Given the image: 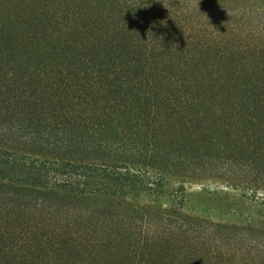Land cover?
I'll return each instance as SVG.
<instances>
[{"label": "trees", "instance_id": "1", "mask_svg": "<svg viewBox=\"0 0 264 264\" xmlns=\"http://www.w3.org/2000/svg\"><path fill=\"white\" fill-rule=\"evenodd\" d=\"M102 1L118 7L114 14L119 24L114 34L119 45L110 48L114 59L104 61L85 53L81 61L70 64L42 62L25 79L37 78L35 87H0V224L5 221L10 225L0 230V235L17 233L23 242L32 241L30 245L35 244L39 253L34 256L37 264H53L60 259L55 257H68L65 253H86L89 263L94 264H109V260L135 264L148 255V249H165L161 245L165 240L157 239H168L174 232L191 235L189 223H183L185 218L170 210L165 214L140 211L168 226V232L154 233L136 226L134 220H126L121 214L123 202L113 193L93 187L96 176L91 169L111 165L118 154L121 157L126 151L143 156L155 146H169L171 150L172 145L179 148L184 142L194 145L190 126L207 113L210 117L224 115L223 106L226 116L229 109L245 111L264 106V83L259 80L251 79L249 88L240 91L216 92L205 90V81L150 75L147 71L151 63L146 60L142 64L143 60L137 59H174L183 51L184 43L173 39L174 31L180 29L170 31L168 13L157 14L160 11L145 8L146 12L138 15L124 0ZM65 3L67 0H61L59 6ZM219 3L212 7L216 15L226 13ZM72 10L71 21L76 19L75 5ZM109 12L105 18L112 16L109 14L113 11ZM68 19L65 16L58 21L63 33L72 28L67 25ZM184 22L185 27L176 25L184 27L183 34L185 29L189 31L187 18ZM73 34L77 38L70 40L69 46L76 49L75 55L89 51L86 43L81 45L85 34ZM190 40V36L182 38L184 42ZM134 44L143 51L144 58L132 48ZM160 113L168 115L166 120ZM244 131L243 140L264 147V128ZM234 139L241 138L233 135L229 143ZM162 160L168 166L175 165L172 159ZM257 161L264 163V157H257ZM56 203L62 205V220L50 218ZM87 213L92 218L81 221ZM38 215L37 219L29 218ZM172 222L177 224L170 227ZM169 256L167 264H178L181 258L193 264L197 261L190 249H172Z\"/></svg>", "mask_w": 264, "mask_h": 264}, {"label": "rangeland", "instance_id": "2", "mask_svg": "<svg viewBox=\"0 0 264 264\" xmlns=\"http://www.w3.org/2000/svg\"><path fill=\"white\" fill-rule=\"evenodd\" d=\"M60 1L0 0L1 88L35 87L37 78L31 77L27 82L25 79L42 62L70 64L81 61L85 53L104 61L115 58L110 48L119 45L114 34L119 24L114 14L118 7L108 6L102 0H67V4L59 6ZM123 2L138 15H143L145 8L160 11L157 14L168 13L165 15L170 17V31L180 29L174 31L173 39L177 38L184 46L174 59H137V62L143 60L142 64L146 60L151 63L147 73L155 78H192L207 82L204 89L216 92L249 88L251 79L264 83V0ZM219 2L226 13L216 15L212 7ZM74 5L76 19L71 21ZM109 11H113L109 14L112 16L105 18ZM65 16L72 28L63 33L58 21ZM185 18L189 31L185 29L183 34ZM73 32L85 34L81 45L84 47L86 43L89 51L85 49L82 53L81 50L75 55L76 49L69 46V41L77 38ZM187 36L190 42L182 41ZM132 48L139 50L135 44ZM138 52L144 58L143 51ZM190 54H194L193 59H186ZM222 108L225 116L218 113L217 117H210L207 113L190 126L189 134H194L196 140L194 145L191 142H184L179 148L172 145L173 154L169 146H155L143 156L126 151L121 157L118 154L111 165L97 171L91 169L96 176L93 187L119 198L125 205L122 216L134 220L136 226L154 233L169 231L168 226L163 227L140 211L153 214L173 211L185 218L183 223H189L191 235L174 232L168 239H157L165 240L161 243L165 249L159 250L158 246L148 249L150 256L142 257L135 264H167L172 249L173 252L190 249L196 254L195 264H264V163L257 161V157H264V147L242 138L246 129L264 128V106L245 111L229 109V117L227 109ZM162 113L166 120L168 115ZM233 135L241 139L229 143ZM162 159H172L175 165L168 166ZM54 205L55 213L50 218L56 221L65 218L62 205ZM129 209L138 212L134 214ZM9 213L15 214V211L9 210ZM89 216L87 213L80 220L88 221L87 217L92 218ZM29 218L37 219L39 215ZM175 224L172 222L170 227ZM0 226V230L10 227L5 221ZM31 242H23L17 233L0 235V264H37L34 256L39 253ZM65 254L68 257H55L60 259L51 263L79 264L82 260L89 263L86 253ZM179 261L176 262L193 264L188 263L190 259ZM109 264L115 261L109 260Z\"/></svg>", "mask_w": 264, "mask_h": 264}]
</instances>
